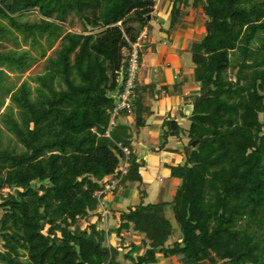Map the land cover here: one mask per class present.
Returning a JSON list of instances; mask_svg holds the SVG:
<instances>
[{
	"label": "trees",
	"instance_id": "obj_1",
	"mask_svg": "<svg viewBox=\"0 0 264 264\" xmlns=\"http://www.w3.org/2000/svg\"><path fill=\"white\" fill-rule=\"evenodd\" d=\"M154 4L0 0V47L15 31L40 54L0 51V109L8 100L0 122L14 140L4 145L0 134V191L7 190L0 197V264H119L107 234L120 237L130 228L143 235V249L123 256L129 264L174 256L184 264H264V0H172L169 29L189 9L204 19L205 35L190 52L194 80L207 97L193 102L187 129L164 121V141L183 131L188 138L183 163L169 168L180 184L170 203L144 205L131 153L119 177L122 148L130 151L127 127L116 123L105 132L131 44ZM30 11L37 22L18 19ZM70 16L80 32L70 31ZM40 59L41 71L18 87L4 82ZM135 94L133 112L136 87ZM134 116L142 127V112ZM106 178L118 179L112 193L136 183L141 202L121 211L107 234L95 223L80 230L76 222L96 211ZM166 204L181 233L171 245Z\"/></svg>",
	"mask_w": 264,
	"mask_h": 264
},
{
	"label": "crops",
	"instance_id": "obj_2",
	"mask_svg": "<svg viewBox=\"0 0 264 264\" xmlns=\"http://www.w3.org/2000/svg\"><path fill=\"white\" fill-rule=\"evenodd\" d=\"M154 2L148 25L139 35L140 69L136 81L137 105L133 114H121L116 119L117 124L127 127L131 143L129 149L131 154H137L136 162L140 166L139 174L145 191L144 205L154 204L160 200L166 193L165 189L179 186V180L170 176L169 168L183 163L188 138L183 136L185 134L183 131L179 136H169L164 141L163 123L175 120L182 129L184 123H188L189 126L188 118L192 112L193 102L201 95L199 85L194 80V65L186 68L180 62L182 53L190 52V46L187 42L188 35L180 36L178 31L188 32L189 27L193 29V26L179 22L178 30L176 27L169 29L168 18L172 0H154ZM191 11L190 15L193 16V10ZM198 28L199 25L194 26L196 31L199 30ZM192 37V43L201 38ZM169 40L171 42L167 46ZM136 111L142 112L144 122L139 128L135 126L134 121ZM116 187L117 185L114 189ZM114 189L100 195L102 202L113 215L117 211H124L127 207L136 206L141 202L137 184L134 182H127L112 193ZM99 211L96 209L91 214L96 221L99 218ZM88 217L83 221L85 222ZM96 221H86V226ZM110 234L115 233L110 232ZM179 239L180 237L174 241ZM174 241L169 239L167 244L171 245ZM158 264H184V262L180 256H174L169 259L160 258Z\"/></svg>",
	"mask_w": 264,
	"mask_h": 264
},
{
	"label": "rangeland",
	"instance_id": "obj_3",
	"mask_svg": "<svg viewBox=\"0 0 264 264\" xmlns=\"http://www.w3.org/2000/svg\"><path fill=\"white\" fill-rule=\"evenodd\" d=\"M191 10L192 9L185 11L187 14H185L182 17V20H180V23L182 22V23L189 24L190 26H193V29L191 27H189L190 29L187 30L188 32H186L185 30L178 31V34L180 36H182V35L187 36L188 35V38H187L188 41L187 42H188V45L190 47L192 45V39H193V37L191 38V36H194L197 39L199 37H201V38H199L201 40L203 38V36L205 35V23H204V20H203V17L201 15L200 10L196 9L195 13L193 12V16L190 15L192 12ZM151 16H152V13L149 16V20H150ZM18 19L20 21H23V22L24 21L37 22L39 20V16H38L36 11H30V12L26 13L25 15L18 17ZM67 21L72 22V27H71L70 31H72V32H80L81 31V29H82L81 24L76 17L70 16ZM2 23L5 24L6 22L2 21ZM180 23H178L175 26L177 30L179 28L178 25ZM195 25H199V27H200V28H198L199 30L196 31V29H194ZM183 28L188 29L187 27H183ZM198 31L201 34H199ZM170 42H171L170 40L167 41V43H168L167 46H169ZM57 44H58V41L55 43V47L57 46ZM10 49L17 50V51L29 49L30 54H32L37 59L40 58L38 47L35 46L34 48H30L29 40L27 42H23L21 35L15 31L12 33V35L8 36L7 40H4L1 43L0 51L5 52V51H8ZM166 50H167V47H166ZM49 53H50V51H47V54H49ZM180 62L186 68L192 67L193 63L191 60V53L189 51L182 53V58L180 57ZM41 69H42V60L40 59L36 63L33 64V66L31 67V69L29 71L25 72L22 75L7 73L8 78L5 79L4 82H6L7 85L14 84L16 87H18L22 81L26 80L30 75H33L35 73L40 72ZM227 75L231 79L234 77L233 72H228ZM7 104H8V100L5 101L4 107ZM4 107H2L0 109V113L3 111ZM182 127L184 129H187L188 123H184V125H182ZM0 132H1L0 134H1L3 144L13 146L14 140L12 139V136L9 133H7L6 130L3 128L1 122H0ZM183 136H185L187 138L186 134H183ZM17 148L19 149L20 147H17ZM130 153H131V150L129 151V155H130ZM132 155L136 159L137 154L134 155L132 153ZM112 180L113 179L110 180V178L104 179V181L102 182L104 185L103 191L99 192L97 194V196H100L101 193L104 194L105 192L111 191L113 189V188H111V190L105 189L106 185L108 183H110ZM115 183H116V180L114 181V184ZM177 187H169V189L167 188L168 190L165 189L164 191L166 193L164 194V196L160 200L154 202V204H161L163 202L164 203H170L171 200L173 199V195H174ZM6 193H7L6 189L0 191V197H1V195H5ZM102 201L103 200L100 198L99 203H98V207L101 206L100 208H102V209L99 211L100 208L99 209L97 208V211H99L98 212L99 218L97 219V221H96L95 217L91 216L92 213L89 215L91 217L87 216L88 218L86 221H93V222L96 221L95 223H96L97 229H102L104 232L106 230L112 231L113 229H116L118 227V219H119V215H120V213L118 215V212H120V211H117V213L115 212V214L113 215L111 213V211L109 210V208H107V206L104 205V203ZM113 213H114V211H113ZM164 216H165V218H167L169 220V222L171 223V226H172V235L170 237V240L174 241L177 238L181 237V233H180L178 224L176 223V221L174 219L173 211L171 210L170 207L167 206V204H166V206H164ZM83 220L84 219H80L76 222V224H77L76 226L78 228H80V230H83L84 227H87L89 225L88 224L86 226L87 222L86 221L84 222ZM90 223H92V222H90ZM109 228H112V230ZM142 239H143L142 234H139V233L133 231L132 228H130L128 231H122L120 237H118L116 234H113V235H111L110 233L107 234L106 245H109V246H111V247H113L119 251V255L117 256V260H118L119 264H129V261L127 259H125L123 256L129 251H130L129 253L131 255H135V254L141 252L143 249V247H141L142 244L140 243ZM132 248H134V249H132Z\"/></svg>",
	"mask_w": 264,
	"mask_h": 264
},
{
	"label": "built area",
	"instance_id": "obj_4",
	"mask_svg": "<svg viewBox=\"0 0 264 264\" xmlns=\"http://www.w3.org/2000/svg\"><path fill=\"white\" fill-rule=\"evenodd\" d=\"M140 37L137 38L135 43L131 44L130 53L127 59V66H126V79L124 82V85L122 86L121 90L119 91L115 104L112 106L109 114V124L108 128L105 132V136H109V133L111 129L116 125L117 117L120 113H124L126 115H131L133 112V105L132 102L135 99V87H136V80H137V74L140 69V55H139V43ZM122 151L124 153V159L121 161V165L119 167L120 176L122 177L127 170L128 163V155L129 151L127 148H122ZM116 180V179H115ZM114 180V181H115ZM114 181L112 180L110 183H108L105 187V189L111 190V188L114 189V186L117 184L118 179L116 180V183L114 184ZM99 200L100 197L98 196ZM107 230L105 233L107 234Z\"/></svg>",
	"mask_w": 264,
	"mask_h": 264
},
{
	"label": "water",
	"instance_id": "obj_5",
	"mask_svg": "<svg viewBox=\"0 0 264 264\" xmlns=\"http://www.w3.org/2000/svg\"><path fill=\"white\" fill-rule=\"evenodd\" d=\"M148 20H149V16L147 17V21ZM206 97H207V92L204 93V94H202V95H200L198 97L197 103H201V101L204 100V99H206ZM197 143H198V141H193V142H191V146L194 147ZM237 258H239V256Z\"/></svg>",
	"mask_w": 264,
	"mask_h": 264
}]
</instances>
